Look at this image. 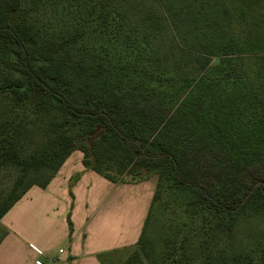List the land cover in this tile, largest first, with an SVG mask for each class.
<instances>
[{
  "label": "trees",
  "instance_id": "16d2710c",
  "mask_svg": "<svg viewBox=\"0 0 264 264\" xmlns=\"http://www.w3.org/2000/svg\"><path fill=\"white\" fill-rule=\"evenodd\" d=\"M49 1L0 0V173L17 172L0 195V220L31 188L45 189L79 151L87 170L114 184L157 177L137 244L99 256L104 264H193L188 246L196 232L201 264H214L215 247L234 233L243 213L264 210V146L251 142L264 137V54L252 51L224 0H62L55 29L37 20ZM164 44L169 52L159 54ZM131 64L151 75L164 68L188 89L210 69L228 79L235 74L211 104L221 101L214 119L221 113L248 145L235 155L193 109L191 95L188 104L169 106L171 92L126 82L119 70ZM41 124L44 145L31 150ZM171 188L190 200L184 222L155 258L145 250V236L155 207L169 210ZM68 223L72 231L70 216ZM0 229L1 243L7 230ZM234 261L264 264V235L257 260Z\"/></svg>",
  "mask_w": 264,
  "mask_h": 264
},
{
  "label": "crops",
  "instance_id": "0c3cea01",
  "mask_svg": "<svg viewBox=\"0 0 264 264\" xmlns=\"http://www.w3.org/2000/svg\"><path fill=\"white\" fill-rule=\"evenodd\" d=\"M82 160L74 152L45 189L31 188L0 220V264H104L99 256L137 244L157 178L114 184Z\"/></svg>",
  "mask_w": 264,
  "mask_h": 264
},
{
  "label": "rangeland",
  "instance_id": "374dc122",
  "mask_svg": "<svg viewBox=\"0 0 264 264\" xmlns=\"http://www.w3.org/2000/svg\"><path fill=\"white\" fill-rule=\"evenodd\" d=\"M138 1V0H137ZM228 7L227 16L233 22V25L237 29H243L245 36L252 44V51L255 54H264V0H224ZM49 6L46 10L40 9L37 13V20L40 23H47L52 28H57L61 22V11L57 12L55 9L62 0H50ZM149 2L146 3L148 7ZM19 13L13 15V20H16ZM166 36L171 37L169 31H166ZM159 51V54L168 53L167 44H164ZM114 54V52H113ZM153 58V57H152ZM143 59V58H142ZM140 59V64H146L147 57L144 60ZM129 60H132L131 58ZM128 60V61H129ZM132 62V61H131ZM143 63V64H142ZM134 64V63H133ZM140 64L132 66L129 65L125 69L119 70V76H122L127 82L130 79V83L134 85L146 84L150 87L156 88L159 91H168L172 94L168 95L169 106H177L180 101L189 102L193 109L200 112L202 121H208L209 125L214 129V133L217 137L223 140L232 152L237 155L243 147L248 144L243 143L242 131L237 128H231L227 125L225 117L220 113V119L216 121L214 114L218 111V105L211 102L216 94L220 93L223 89V85L228 84V80L233 81L235 74H232V78L228 79L227 75L218 73L215 69L208 70L204 79L200 80L195 87L188 89L183 88L179 79L175 75L164 73L165 69L159 70V73L154 75L145 71ZM162 69V68H161ZM130 74V75H129ZM156 74L162 76L158 79ZM154 76V77H153ZM155 78V81L152 80ZM214 82L212 85H209ZM126 84H130V83ZM233 85L229 84V88ZM239 87L235 86L232 90L234 97L239 96ZM216 105V106H215ZM206 123V122H205ZM227 127V128H226ZM44 124L38 125L33 130V142L30 145L31 150L38 149L44 145L42 137ZM254 144H261L264 146V137L261 140L251 141ZM17 176L15 169H5L0 173V195H5L12 187V184ZM157 178V177H156ZM168 203L169 210H163L159 205L155 207L153 213V219L147 229L145 236L146 244L145 250L155 258L159 257L163 252L164 238L169 235L179 224H182L184 218V208L188 204L190 197L189 194L171 188L165 194ZM2 229H0V236ZM264 235V210L262 209H248L243 213L240 218L239 224L231 236H223L218 246L215 247V262L214 264H235V259L252 257L253 260L258 259V249L263 241ZM191 241L188 246L189 254L194 258L193 264L202 263V253L199 248L201 242V236L199 232L191 235ZM132 250L128 252L126 256L131 254ZM125 260V259H124ZM145 264H149L148 260H145Z\"/></svg>",
  "mask_w": 264,
  "mask_h": 264
}]
</instances>
